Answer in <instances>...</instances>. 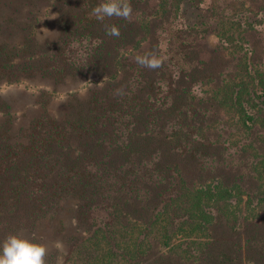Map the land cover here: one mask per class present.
I'll use <instances>...</instances> for the list:
<instances>
[{
  "label": "trees",
  "instance_id": "1",
  "mask_svg": "<svg viewBox=\"0 0 264 264\" xmlns=\"http://www.w3.org/2000/svg\"><path fill=\"white\" fill-rule=\"evenodd\" d=\"M101 2L0 0V87L50 86L18 128L0 88V247L71 204L47 264H264V0Z\"/></svg>",
  "mask_w": 264,
  "mask_h": 264
},
{
  "label": "rangeland",
  "instance_id": "2",
  "mask_svg": "<svg viewBox=\"0 0 264 264\" xmlns=\"http://www.w3.org/2000/svg\"><path fill=\"white\" fill-rule=\"evenodd\" d=\"M205 4L209 3V0H204ZM51 18V17H50ZM50 20V21H48ZM48 23L45 27H41L37 30L36 36L40 41H43L47 37H53L57 34L56 28L53 25V18L47 19ZM46 21V22H47ZM50 22V23H49ZM41 24V23H40ZM45 24V23H44ZM263 36H264V28H261ZM255 37V36H254ZM250 39H252L250 37ZM253 40V39H252ZM203 47L206 50L213 49L217 40L210 32L203 36V40L201 41ZM126 54L129 56L131 54L130 51H127ZM31 83V84H30ZM30 83H26V85L22 86H1V92L6 97L7 101L11 104L12 114L15 118H18L16 122V128L25 123L27 118L33 117L37 115L38 108L34 104L35 97L34 94L37 95L39 90L48 89L50 86L46 83L39 82L37 80H33ZM36 85V86H35ZM76 87V86H75ZM85 89H80V92H83ZM65 89H59L58 93L61 94L58 96V100L53 106V113H57L59 110V106L65 100L64 97ZM71 208V204H65L58 211L55 220L52 222H43L39 224V226L35 229L34 233L37 238L41 239V243L45 244L48 248V252H53L55 249H58L60 253L63 251L64 246L60 243L63 236H69L74 234L77 230L76 223L73 220V213L69 211ZM258 217L260 220H264V212L260 211L258 213ZM58 221L61 222L62 231L60 234L53 233V230L59 228ZM33 234L23 233L22 236L26 238H30ZM59 264H61L62 258L59 256ZM58 264V263H57Z\"/></svg>",
  "mask_w": 264,
  "mask_h": 264
},
{
  "label": "clouds",
  "instance_id": "3",
  "mask_svg": "<svg viewBox=\"0 0 264 264\" xmlns=\"http://www.w3.org/2000/svg\"><path fill=\"white\" fill-rule=\"evenodd\" d=\"M133 7L131 0H102L92 9L91 16L99 22L113 17L132 22ZM106 34L120 36V28L115 24H105ZM135 62L142 68L156 70L162 67V60L154 51L138 54ZM48 248L45 244L22 235L11 234L0 247V264H47ZM59 264V259H58Z\"/></svg>",
  "mask_w": 264,
  "mask_h": 264
}]
</instances>
